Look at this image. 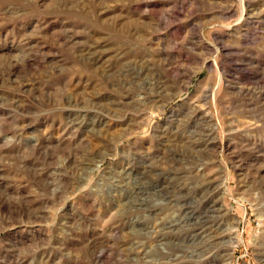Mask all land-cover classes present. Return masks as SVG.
Instances as JSON below:
<instances>
[{"label": "rangeland", "instance_id": "rangeland-1", "mask_svg": "<svg viewBox=\"0 0 264 264\" xmlns=\"http://www.w3.org/2000/svg\"><path fill=\"white\" fill-rule=\"evenodd\" d=\"M210 162L218 261L264 264V0H0V264H193L177 190Z\"/></svg>", "mask_w": 264, "mask_h": 264}, {"label": "bare ground", "instance_id": "bare-ground-1", "mask_svg": "<svg viewBox=\"0 0 264 264\" xmlns=\"http://www.w3.org/2000/svg\"><path fill=\"white\" fill-rule=\"evenodd\" d=\"M242 13H244V8L242 9ZM129 73H131L130 70ZM157 86L158 85H156V87ZM212 98V93H210L208 96H203L200 100L192 104V109L189 112L190 114H188L187 120L188 123H190V126L192 128L195 127L198 131H200L199 133L194 135V137L197 138H192V141H190L193 148L199 147L203 144L202 142H205V133L202 132L204 126H206L207 128L206 136L208 137V140L210 141L212 146L216 147V145L219 146L222 143L220 137L219 122H214L213 116H210L203 111V106L209 104L208 100H212ZM144 99L146 98L138 97L136 99L137 101H134V105H137V107L146 105L147 99ZM91 129H94L93 126L91 127ZM172 135L173 133H171V131L161 132V144L165 145V143L170 140ZM176 136L179 138L181 137V135L179 136V134H177ZM211 166L212 162L207 164H196L193 167V169L195 170V182L193 183V186L190 187V185H192V177H189V185H186V190L183 191V189H181L180 187V184L177 190V201L178 203L180 202L179 210L181 211V215L183 216L181 218L182 220L185 217L190 218V222L188 221L184 225H178L181 233L184 232L185 234L179 241L178 247H180L187 255V257L191 261H193V264H221L218 259L221 258V253L224 252L223 248H227L228 261L234 251L233 245H239V243L241 242V237L239 236L240 233H238L237 225L231 227L230 229H225L222 220L223 214L221 215L223 207L221 205V202L219 204L216 199V197L218 196V200H221L222 197L220 196L224 192V185L222 184V182L220 183L217 180L218 177L216 178L213 175L210 176L211 173L207 172ZM182 178L183 177H180V179ZM180 183H182V181ZM154 187H156V185ZM196 197H199V199ZM196 204L200 207L202 206V213L199 214L200 207L197 208L198 206L196 207ZM186 205L189 206L186 207ZM182 220H179V222H181ZM261 239V243L264 247V236H261ZM180 261L183 264H188V262L186 261Z\"/></svg>", "mask_w": 264, "mask_h": 264}]
</instances>
